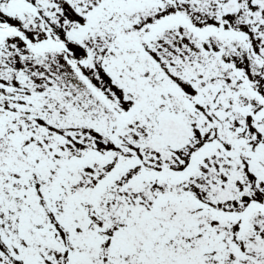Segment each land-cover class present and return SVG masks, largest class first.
<instances>
[{"label": "snow or ice", "instance_id": "1", "mask_svg": "<svg viewBox=\"0 0 264 264\" xmlns=\"http://www.w3.org/2000/svg\"><path fill=\"white\" fill-rule=\"evenodd\" d=\"M0 264H264V0H0Z\"/></svg>", "mask_w": 264, "mask_h": 264}]
</instances>
